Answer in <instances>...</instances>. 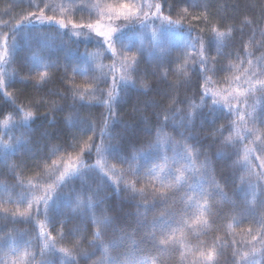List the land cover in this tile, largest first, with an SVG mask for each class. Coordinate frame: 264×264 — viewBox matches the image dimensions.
Returning <instances> with one entry per match:
<instances>
[{
	"label": "trees",
	"instance_id": "trees-1",
	"mask_svg": "<svg viewBox=\"0 0 264 264\" xmlns=\"http://www.w3.org/2000/svg\"><path fill=\"white\" fill-rule=\"evenodd\" d=\"M46 3L55 11L45 8ZM110 5V0H0V36L11 37L16 25H27L17 30L15 52L6 57L7 63H0L9 77V86L0 91V264H40L48 259L53 264L73 260L75 264H247L245 254L264 264V231L258 224L264 181L253 180L258 186L249 188L247 169L234 167L238 159L234 145L242 159L244 145L256 149L264 142V124L259 120L256 135L244 127L245 121L252 127V119L264 115V97L250 95L246 106L233 101L231 113L223 100L212 104L229 93H244L251 87L245 82L248 75L259 73L264 0H152L147 15L128 19H116ZM38 8L54 20L40 23L32 17V24H27L24 17ZM154 17H166L167 29L189 39L199 36L203 48L192 43L190 50L156 48L155 29L143 27L147 18L157 27ZM60 19L93 24L99 20L101 31L119 25L113 33L117 51L121 43L139 49L137 64L122 66V58L112 54L104 37L87 28L73 29L70 23L62 28L56 23ZM42 32L48 34L45 41L38 39ZM139 35L145 39L138 41ZM46 64L51 67L45 68ZM37 70L48 72L45 82L28 78L36 77ZM128 76L131 80L126 82ZM113 78L116 99L107 103ZM89 85L101 90L95 99L85 92ZM205 92L208 106L201 100ZM213 92L219 96L213 97ZM253 104V117L239 121L237 110L250 111ZM29 111L33 115L25 120ZM105 117L109 118L106 139L115 137V158L98 155L94 148L85 151L79 163L91 170L77 173L67 186L57 185L70 155L74 157L89 137L101 142L99 129ZM229 136L232 142L225 144ZM169 137L179 145L187 138L196 153L194 162L176 157L174 163L168 149L167 168L161 173L157 165ZM157 139L159 156L149 151ZM205 157L207 175L202 174ZM125 159L141 169L139 180L130 171L121 174L119 169L129 168L120 163ZM53 160L59 163L53 165ZM177 168L185 179L169 189L177 184ZM45 192L52 194L47 214L42 203H35ZM93 218L106 221L99 225V240ZM165 237L170 243L161 244Z\"/></svg>",
	"mask_w": 264,
	"mask_h": 264
},
{
	"label": "snow or ice",
	"instance_id": "snow-or-ice-1",
	"mask_svg": "<svg viewBox=\"0 0 264 264\" xmlns=\"http://www.w3.org/2000/svg\"><path fill=\"white\" fill-rule=\"evenodd\" d=\"M44 7L48 8L52 11H55L54 6L51 4L46 3L44 5ZM83 7H88V5H83ZM136 7L137 6L134 4L122 3V4H119L118 6H114V7L109 6V12L112 13L116 19H119L122 16L125 19H128L129 17L135 15L133 9ZM155 8L157 9V12H159L160 5L159 4L155 5ZM137 10H139V9H137ZM113 15H110L109 19H112ZM145 15H147V13H145ZM32 17H35V19L40 23H44L45 21L52 22L54 20L53 15L46 16L44 11L40 10L39 8L37 9V11H31L28 15H26L24 17V19L27 21V24H32ZM164 19H167V18L165 17ZM56 23H58L60 25V27H62V28H66L68 26V24L70 23L73 29L87 28L89 30L95 31V34L97 36L104 37V42L107 44L108 49L112 52V54L114 56L119 55L122 58V66L132 67L133 65L137 64L135 55H126L125 54V51H124V49L126 48L125 44L121 43L120 51L119 52L117 51V48L115 46V41L113 38V33L119 29V25H117L116 28L110 27L108 29V31H101L99 20L95 24H93L91 22L74 23L71 20L67 21V23H66L65 19L57 20ZM169 23L171 24V23H179V22L178 21H176V22L169 21ZM21 26L27 27V25H16L11 30V32H12L11 37H9V35H7V34L0 36V49H2V53H0V63H7L6 57L11 55L13 52H15L16 45H17V40H16L17 30ZM213 31H215V29H213ZM217 35L218 36H224L225 33H217ZM153 38L155 39V33L153 34ZM38 39L40 41H45L48 39V34L42 32V33H40ZM190 42L193 45L199 44V45H201V48H203V41L199 36L191 37ZM248 63H249V67L251 68L252 67L251 61L249 60ZM202 64H203V61H202ZM258 65L260 68L259 73H257L256 71H252L250 73V75H248V79L245 80L246 83H251L250 88L246 89L244 93H240V92H236L235 94L229 93L230 98L229 97H220V99H213L212 104L218 105L220 103V100H223L225 102V106L228 107L229 112L231 113L232 108L234 106L233 101L235 102V105L246 106L249 103L248 97L250 95L255 96L257 93H259V95L261 97H264V78H261V77H264V57H262L258 61ZM44 66H45V68L51 67V65H47V64ZM244 72H245V74H249V69H245ZM47 76H48L47 71L41 72V71L37 70V76L36 77H31V75H29L28 78L35 79L36 83L40 84V83L45 82V79ZM252 78H255L254 82H252ZM8 79H9L8 73L3 68H0V91H2L6 86H9L6 83V81ZM121 79H124V78L122 77ZM236 79H240V77H237ZM130 80H131V76H128L126 82L130 81ZM257 84L259 85V87H256ZM115 85H116V80H115V78H113V88L111 90H109V92H108L109 101L107 103H111L112 101H114L116 99ZM142 87L147 88V85L144 84V85H142ZM96 91H101V90L99 88L93 89L92 85H89L87 88H85V92L89 93L88 98H90V99L96 98V96H95ZM4 94L6 96L8 95L7 93H4ZM74 94L79 95L81 99L86 98L84 96V94H82V93H74ZM207 95H208V93L205 92L201 96V100L204 101V106H208L207 101L205 100V97ZM212 96L217 97V96H219V94L213 92ZM172 103H176L174 98L172 100ZM212 110H214V109L210 108V111H212ZM20 111L23 112V108H20ZM255 111H256V104H253L251 106L250 111L241 112V111L237 110L236 116H237L239 121H245V116L247 115L248 117L252 118L253 113H255ZM109 112L111 113V108H109ZM32 115H33V113L30 111L25 112L24 113V119L27 120L28 118H31ZM192 118H193V113L189 112L188 113V123H191ZM168 120H169V114H168V111L165 110L163 121L167 122ZM257 120H259L261 122V124H264V115H260V116H257L256 118L252 119V125H253L252 127H248L246 121L244 124L245 129L249 133H252L253 135H256L260 131L259 129H257L255 127ZM232 123L234 125H237V121H232ZM237 127H239V125H237ZM108 128H109V118L105 117L103 119L101 127L99 129V135H100V141L101 142L99 144H96L92 141V137H89L88 141L84 142L83 147H81L75 153L74 157L70 155L68 157V162L65 164L64 170L60 171L57 178H56L55 183L57 185L67 186L68 180L70 178L75 177V175L77 173L83 174L86 170H91L87 165L81 166V164L79 163L81 161L85 151L90 152L94 148L98 155L106 154L108 156H112L115 158L116 147L112 143V140L115 139V137H109L106 139V133H107ZM93 131L95 134V129ZM160 134H162V129H161V133H158V136ZM237 136H239V131H237ZM183 139H184L183 145H179L175 140H173L171 137H169L168 142L165 146V153L163 156H159V154H160V147H159L160 141H159V139H157L155 144L149 146V151H155L162 161L160 164L157 165V167L160 168L161 173H163L165 171V169L167 168V160L169 159V157L167 156L166 153H167L168 149H170L174 154L172 157L174 163L176 162V157H180V159L182 161L187 160L189 162H194V154L196 153V148L194 145H191L187 142V138H183ZM241 139L243 140L244 138H241ZM257 139H259V136H257ZM231 142H232L231 136H229L224 141L225 144H230ZM253 143H255V141H253ZM234 148L236 149L235 154L238 157L237 161L234 164V167L242 166L243 168L247 169L248 186H249V188L254 189L258 185H254L252 183L253 180H255L257 182L264 181V142H262L260 144V146L256 149H252V148H249L247 145H244V149H243L244 154H243L242 159L240 158L239 147L234 145ZM254 153H259V154L254 155ZM73 160H75L76 163H73ZM254 161H258L259 163H255ZM58 163H59V160H53L52 161L53 165H56ZM120 163L129 165L128 169H123V168L119 169L121 174H124L125 172L130 171L136 177L137 180H139L141 178V169L138 167H134L132 165L131 161L125 159V160H121ZM112 169L115 170V165L112 166ZM202 170H203L202 174L207 175V157H205V162L202 164ZM101 171H103V169H101ZM176 171L179 173V175L176 176L177 184L176 185H168L167 187H169V189H171L173 187L178 188L180 186L179 181L185 179L184 171H182L179 168H177ZM196 171L201 172V169H196ZM104 175H107V173L105 172ZM242 180H243V177H242ZM33 187L35 188L37 186L33 185ZM140 191L143 192V189H140ZM156 191H157V193H159L161 198L164 197L163 192H160L159 189H157ZM241 191L245 192V189L242 188ZM51 200H52V194L50 192H45L43 195L36 197L35 203L38 206L42 203L44 212H45V214H47L51 208V205L49 203V201H51ZM28 207H29V209H31L32 204H29ZM37 211L38 212L40 211L39 207L37 208ZM93 223L97 224V226H98V231L96 233L95 239L99 240V237L102 234L99 231V225L106 223V221H97L93 218ZM258 224L260 226V229L262 231H264V203H262V205H261L260 219L258 221ZM249 231H251V229ZM61 236H63V234H61ZM252 239L255 240L256 236H253ZM160 243L161 244H168V243H170V239L168 237H165V238L160 240ZM53 247H55V245H53ZM59 251L67 253L69 250L66 248H60ZM211 258H212L211 255H209L208 259L211 260ZM243 259L247 260V264H258V262L255 261L254 259H248L247 254H245ZM40 264H53V262H52V260L48 259V260H42L40 262ZM71 264H75L74 260L71 262Z\"/></svg>",
	"mask_w": 264,
	"mask_h": 264
},
{
	"label": "rangeland",
	"instance_id": "rangeland-1",
	"mask_svg": "<svg viewBox=\"0 0 264 264\" xmlns=\"http://www.w3.org/2000/svg\"><path fill=\"white\" fill-rule=\"evenodd\" d=\"M111 5L110 6H118L122 3H130L134 4L137 7L133 9L135 15L131 16V18H137L142 17L147 13V11L152 7V0H110ZM139 9V10H137ZM72 7L70 4L68 5L67 12L69 15H71ZM159 22V25L156 27L154 24H149V19L147 18L145 24L143 25L144 29H155V39H153V45L156 48H165L171 50H190L193 48L191 45L190 39L186 34H182L176 30L167 29L168 23L161 17L156 18ZM153 19V18H152ZM151 19V20H152ZM145 37L143 35H139L137 37L138 41H143ZM126 48L124 49L126 55H135L137 58V55L140 53V50L137 48H133L130 44H125ZM120 51V49H119ZM0 53H2V49H0Z\"/></svg>",
	"mask_w": 264,
	"mask_h": 264
}]
</instances>
